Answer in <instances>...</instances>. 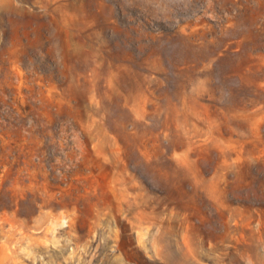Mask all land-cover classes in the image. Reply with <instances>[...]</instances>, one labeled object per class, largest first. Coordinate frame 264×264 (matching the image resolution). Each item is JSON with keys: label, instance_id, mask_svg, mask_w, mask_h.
Instances as JSON below:
<instances>
[{"label": "rangeland", "instance_id": "obj_1", "mask_svg": "<svg viewBox=\"0 0 264 264\" xmlns=\"http://www.w3.org/2000/svg\"><path fill=\"white\" fill-rule=\"evenodd\" d=\"M0 264H264V0H0Z\"/></svg>", "mask_w": 264, "mask_h": 264}]
</instances>
